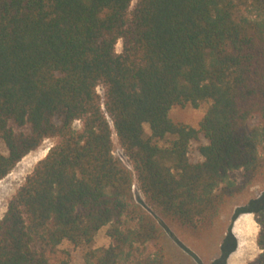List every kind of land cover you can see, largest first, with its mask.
<instances>
[{"label":"trees","instance_id":"16d2710c","mask_svg":"<svg viewBox=\"0 0 264 264\" xmlns=\"http://www.w3.org/2000/svg\"><path fill=\"white\" fill-rule=\"evenodd\" d=\"M132 3L0 0V181L56 139L0 219V264H69L63 241L85 249V264H173L134 184L163 220L201 238L264 182V0ZM204 102L198 128L169 115ZM258 203L246 209L260 227L250 264H264ZM106 226L111 244L94 249Z\"/></svg>","mask_w":264,"mask_h":264},{"label":"rangeland","instance_id":"374dc122","mask_svg":"<svg viewBox=\"0 0 264 264\" xmlns=\"http://www.w3.org/2000/svg\"><path fill=\"white\" fill-rule=\"evenodd\" d=\"M135 2L136 0H133L132 7ZM116 50L118 53L122 51L121 41H118ZM98 91L101 95H104L103 86H99ZM208 106L209 103L207 102L200 104L198 107H194L190 104L185 106H174L170 110L169 115L175 122L198 128L199 122L203 118ZM145 130L146 133H150L148 125H145ZM113 138L114 154L120 157L127 165L131 166L129 160L120 148L115 134ZM55 142L56 139L54 138L46 139L36 151L25 156L11 173L0 181V219L6 212L11 197L23 184L26 176L32 172L35 165L45 157L49 148ZM205 143L206 139L204 138L192 142L190 146V157L192 160H200L201 157L198 152V147ZM0 150L3 152L6 151V147L1 139ZM231 178L236 182H240L242 179V171L231 173ZM133 191L135 200L147 208L163 227L164 242L173 264H230L231 258L238 253L241 247L242 241L236 236L234 227L242 216H248L252 220L255 235L251 238L250 248L242 255L239 264H250L260 253V249L256 243V236L260 227L256 221L254 212L246 209L251 207L249 204L251 201L259 202L258 204L264 203V182L251 186L230 201L217 219L213 231L201 238H196L184 232L179 227L163 220L160 215L148 205L145 197L138 189L137 184H134ZM107 229L108 226L103 227L96 235L93 244L94 249L108 247L111 244ZM229 236H231V239H228L225 247V240ZM237 244L239 245L238 250L230 251L234 246L236 248ZM59 248L62 251L61 255L67 257L69 264H85L84 248H75L68 241H63Z\"/></svg>","mask_w":264,"mask_h":264},{"label":"bare ground","instance_id":"6f19581e","mask_svg":"<svg viewBox=\"0 0 264 264\" xmlns=\"http://www.w3.org/2000/svg\"><path fill=\"white\" fill-rule=\"evenodd\" d=\"M234 232L242 242L240 250L231 258L229 263L239 264L242 255H244L250 248L251 238L253 235H255V229L252 220L248 216L240 217L234 227Z\"/></svg>","mask_w":264,"mask_h":264},{"label":"crops","instance_id":"0c3cea01","mask_svg":"<svg viewBox=\"0 0 264 264\" xmlns=\"http://www.w3.org/2000/svg\"><path fill=\"white\" fill-rule=\"evenodd\" d=\"M237 223V222H236ZM233 232V231H232ZM234 233V232H233ZM258 235V234H257ZM237 236V235H236ZM256 239H257V236H256ZM239 245L237 244V246H236V248L233 250V251H235V250H238V247ZM258 246V245H257Z\"/></svg>","mask_w":264,"mask_h":264}]
</instances>
